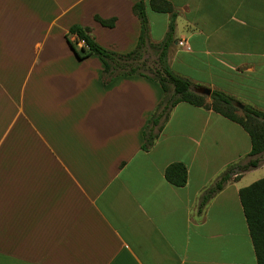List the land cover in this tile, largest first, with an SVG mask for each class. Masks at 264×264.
I'll return each instance as SVG.
<instances>
[{
    "label": "crops",
    "instance_id": "0c3cea01",
    "mask_svg": "<svg viewBox=\"0 0 264 264\" xmlns=\"http://www.w3.org/2000/svg\"><path fill=\"white\" fill-rule=\"evenodd\" d=\"M136 1L0 0V264H256L238 189L256 180L245 175L264 152L199 206L227 165L249 158L247 133L178 102L142 148L158 83L104 81L97 56L74 53V24L104 48L131 50ZM167 1L169 69L193 92L220 90L264 112V0ZM145 14L158 43L169 16L147 5ZM175 161L186 168L178 187L163 177Z\"/></svg>",
    "mask_w": 264,
    "mask_h": 264
},
{
    "label": "trees",
    "instance_id": "16d2710c",
    "mask_svg": "<svg viewBox=\"0 0 264 264\" xmlns=\"http://www.w3.org/2000/svg\"><path fill=\"white\" fill-rule=\"evenodd\" d=\"M146 5L149 10L167 13L169 16L167 30L164 38L153 44L147 35ZM131 12L136 17L139 25L138 37L135 46L125 52L117 53L98 45L86 26L71 25L67 34L75 36L76 41L82 43L78 58L93 54L102 63L101 74L104 81L116 75L139 74L158 83L162 97L151 112L147 124L143 129L142 148L149 146L156 134L152 133L151 126L165 119L169 110L178 102H185L193 106H203L221 116L237 123L248 135L250 149L249 157L245 162H235L227 165L224 170L199 197V206H202L209 197L217 192L228 180H235L242 172L257 167L262 161L259 155L264 152V112L244 105L238 110L235 100L220 90H211L205 102V96L190 89L187 79L175 75L166 62L167 48L172 38L175 11L167 0H138L131 5ZM94 19L102 26L112 27L114 18L103 19L94 15ZM67 43L70 42L67 40ZM151 48L154 59L147 65L145 54ZM239 111L240 113H237ZM231 174H235L231 177ZM164 179L173 186H182L186 180V168L181 162H171L163 169ZM238 199L245 219L247 232L253 248L256 264H264V176L250 184L238 189Z\"/></svg>",
    "mask_w": 264,
    "mask_h": 264
},
{
    "label": "rangeland",
    "instance_id": "374dc122",
    "mask_svg": "<svg viewBox=\"0 0 264 264\" xmlns=\"http://www.w3.org/2000/svg\"><path fill=\"white\" fill-rule=\"evenodd\" d=\"M145 57H146V60H147L146 64L147 65H150L151 64V61L154 59V54L152 52H146ZM204 96L206 97V95H204ZM239 109L240 108H238V110ZM237 113H240V112L237 111ZM245 176H246V178L253 179V180L254 179H258L260 177H263L264 176V165H262V166H260V167H258L256 169H254V170H252L251 172L247 173Z\"/></svg>",
    "mask_w": 264,
    "mask_h": 264
},
{
    "label": "water",
    "instance_id": "95a60500",
    "mask_svg": "<svg viewBox=\"0 0 264 264\" xmlns=\"http://www.w3.org/2000/svg\"><path fill=\"white\" fill-rule=\"evenodd\" d=\"M196 92L199 94H202V95H209L210 90L208 88H205V87H200L196 90ZM235 106L240 108V109L242 108V105L238 104V103H236Z\"/></svg>",
    "mask_w": 264,
    "mask_h": 264
}]
</instances>
